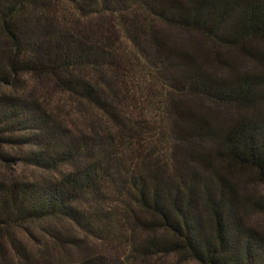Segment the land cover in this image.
Listing matches in <instances>:
<instances>
[{"label":"trees","instance_id":"trees-1","mask_svg":"<svg viewBox=\"0 0 264 264\" xmlns=\"http://www.w3.org/2000/svg\"><path fill=\"white\" fill-rule=\"evenodd\" d=\"M48 1L0 0V26L12 41L8 53L0 52V85L14 83L21 74H53L64 90L109 113L118 123V135L76 134L38 98L0 92V156L46 170L73 165L44 180L0 178V223L54 217L72 219L92 230L82 203L104 196L105 188L114 186L153 215V225L138 218L141 224L165 230L166 234L142 244L141 250L149 255L183 251L205 264H264V235L245 224L236 184L214 164L218 160L251 167L264 182V67L218 73L173 44H158L149 51L141 47L151 69L170 74L166 84L175 91L241 107L243 112L213 123L209 116L179 108L171 117V138L209 141L210 147L190 151L191 160L178 159L172 151L171 162L165 166L152 154L147 168L132 161L126 166L124 156L138 143L133 138L135 126L123 120L126 108L114 103L106 88L81 71L114 65L115 52L59 24L58 15L46 6ZM65 1L86 18L106 13L125 16L141 9L169 25L199 32L219 46L241 48L254 57L261 53L257 43L264 40V0ZM120 127V132L125 131L122 135ZM66 264L113 263L98 254Z\"/></svg>","mask_w":264,"mask_h":264},{"label":"rangeland","instance_id":"rangeland-1","mask_svg":"<svg viewBox=\"0 0 264 264\" xmlns=\"http://www.w3.org/2000/svg\"><path fill=\"white\" fill-rule=\"evenodd\" d=\"M47 5L58 15L59 24L115 52L114 65L81 71L106 88L109 98H115L114 103L126 108V113H121L123 120L135 126L133 138L138 143L131 141L132 151L130 148L122 160L126 166H131L132 161L147 168L152 164L150 154L165 166L171 162L172 151L178 159L187 160L190 151L210 147L209 141L191 143L171 138V117L179 108L209 116L213 123L243 112L241 107L175 91L166 84L168 72L151 69L141 47L149 51L158 44H173L190 52L206 69L218 73L231 68L244 71L264 67V40L257 43L261 53L254 57L241 48L219 46L199 32L169 25L141 9L125 16L106 13L86 18L65 0H49ZM11 46V38L0 26V52L8 53ZM2 91L38 98L71 125L76 134L85 131L118 135V123L109 113L90 100L64 90L53 74H21L14 83L0 85ZM120 130L121 127L119 134H124ZM159 132L162 134L158 138ZM126 137L132 138L131 134ZM214 164L236 184L245 224L264 235V182L257 172L229 162L215 160ZM72 167L65 164L58 170H46L24 161H6L0 156V178L6 181L44 180ZM105 190L104 196L89 197L82 203L93 231L72 219L54 217L21 224L1 222L0 264H66L98 254L113 264H205L183 251L149 255L141 250L150 237L166 234L165 230L139 222L138 218L153 225L154 217L142 210L131 194L124 190L120 193L114 186Z\"/></svg>","mask_w":264,"mask_h":264}]
</instances>
